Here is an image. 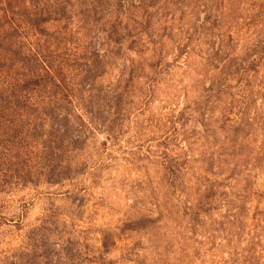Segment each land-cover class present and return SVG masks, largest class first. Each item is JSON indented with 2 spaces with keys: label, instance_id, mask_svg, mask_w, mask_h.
Here are the masks:
<instances>
[{
  "label": "trees",
  "instance_id": "1",
  "mask_svg": "<svg viewBox=\"0 0 264 264\" xmlns=\"http://www.w3.org/2000/svg\"><path fill=\"white\" fill-rule=\"evenodd\" d=\"M239 1L29 0L30 12L22 9L16 22L14 18L8 22L13 4L10 0L8 9L1 10L11 36L0 35V127L8 124L15 131L10 137L0 135V155L13 153V158L19 160L23 150L27 152L36 144L42 148L48 181H70L73 155L81 150V138L76 131L71 132L75 122L82 124L86 115L94 126H100L105 123L103 116L112 112L113 125L122 122L137 92L143 106H149L161 86L175 85L171 67L180 61L181 67H187L191 55L203 57L205 69L216 77L209 88L203 83L195 85L201 98L178 113H168L164 127L169 129L161 143L165 151L160 157L162 182L187 220L186 240L194 245L193 255L190 249L182 248L180 260L176 259L177 253L169 259L170 251L165 249L156 253L161 259L155 264H193L201 259L204 245L209 247L204 252L205 260L209 257L211 264H237L235 239L240 229L236 224L246 209L250 188L247 179L252 175L240 190L233 182L242 168L253 172L264 159L262 134L259 152L248 153L242 166L236 161L255 131L264 132V116L258 107L259 101L264 102V0L249 1L250 11L245 18L236 17ZM199 13L204 15L202 23ZM75 19L78 28L73 31ZM50 24L55 28L52 32L47 27ZM22 30L26 32L30 55L24 58L22 48L15 47L11 39ZM242 30L249 37L239 50ZM126 53L136 57L127 61L129 67L124 65L113 88H101L99 81ZM170 55L172 64L166 62ZM148 56L152 62L147 64ZM142 81L145 83L137 89ZM184 91L188 101V91ZM215 112L219 118L210 117L206 123L207 113ZM193 114H198L199 119H194ZM198 121L206 130L205 145L214 141L215 153L208 160L205 156L201 161L192 158V148L198 140L191 141L190 137L200 140L201 136L193 128ZM27 126L30 131L23 136ZM110 137L115 139V134ZM15 140L18 142L12 145ZM182 144L185 146L180 154L169 152L171 147ZM160 222L131 223L126 230L140 234ZM109 242L108 238L103 241L102 251L106 254L117 245V241ZM141 246L133 241L125 256L127 262L139 263L134 258L138 260ZM243 264H253V259L247 257Z\"/></svg>",
  "mask_w": 264,
  "mask_h": 264
},
{
  "label": "rangeland",
  "instance_id": "2",
  "mask_svg": "<svg viewBox=\"0 0 264 264\" xmlns=\"http://www.w3.org/2000/svg\"><path fill=\"white\" fill-rule=\"evenodd\" d=\"M9 1L0 2V35L7 34L8 37L11 33L1 10L8 9ZM11 1L13 4L8 12V22L13 18L16 22L22 9L26 13L30 12L27 9L29 0ZM249 1H239L236 8L240 10L236 17L245 18L250 11ZM199 17L202 23L204 15L199 13ZM73 24L72 29L75 31L78 19ZM47 27L51 32L55 29L52 24ZM246 32L242 30L239 34V50L249 37L245 35ZM25 33L22 30L18 37L15 35L11 38L17 45L15 47L22 48L21 58L30 56ZM135 57L133 53H126L123 60H117L116 66L109 69L108 75L99 81L101 88H113L124 65L129 67L127 61ZM172 57H168V64L173 63ZM202 58L191 55L187 67H181L183 61L171 67L175 85L161 86L149 106H143L137 92L134 104L122 122L113 125V112L103 116L105 123L100 126H94L86 115L83 116L82 124L75 122L71 132L76 131L75 135L81 138V150L73 155L70 169L73 176L70 181H48L49 176L42 161V148L36 147V144L27 152L23 150L19 160L13 158V153H5L4 157L0 155V264H137L127 262L125 257L133 247V241L142 245L138 260L134 258L138 264H155L161 259L156 253L164 252L165 249L170 251L169 259L177 253L176 259L180 260L182 248L190 249L193 255L194 245L186 240L187 220L182 218L180 205L176 204L162 182L164 171L160 157L165 151L161 143L169 129L168 126L164 127L168 113H178L201 98L195 92V85L203 83L209 88L216 77L214 72L205 69ZM151 62L152 58L148 56L147 64ZM179 82L183 84L178 86ZM144 83H138L136 88L139 89ZM184 88L188 91V101L184 99ZM258 107L264 116V102L259 101ZM213 116L214 120L219 118L217 112L207 113L206 123ZM192 117L199 119L198 114ZM8 126L0 127V135L12 136L15 130ZM212 126L216 127L214 123ZM193 128L201 136L200 140L197 139L199 137H190L191 141L198 140L192 148V158L201 161L206 157L208 160L215 153L214 141L210 140L209 145H205L206 130L200 121L194 122ZM29 131L27 126L22 130V135L28 136ZM44 132H49V128L46 127ZM112 134H115V139L110 137ZM262 134L264 132L260 129L256 130L255 135L244 145L242 157L236 160L241 166L248 153L259 152ZM217 141L222 142L219 133ZM15 142L18 141L15 140L12 145ZM202 145L205 147L201 148ZM183 146L185 144L179 148L170 146L169 152L172 155L180 154ZM214 159L217 160V155ZM248 175H252V178L247 179ZM246 179L250 188L246 196V209L239 217L240 223L236 224L240 230L236 232L238 257L235 259L237 264H243L247 257L253 259V264H264V159L253 172L242 168L233 186L238 184V190L246 187ZM187 180H190V175ZM148 220L161 222L149 225L140 234L126 230L131 223ZM105 238L111 244L117 241L116 247L107 254L102 251ZM208 248L204 245L201 259L193 264H211L209 257L206 260L204 257ZM217 253L213 251V254Z\"/></svg>",
  "mask_w": 264,
  "mask_h": 264
}]
</instances>
